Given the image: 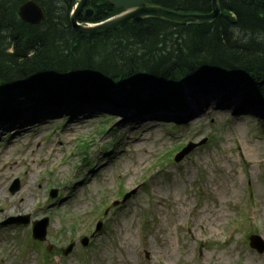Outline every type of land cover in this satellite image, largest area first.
Returning a JSON list of instances; mask_svg holds the SVG:
<instances>
[{
    "label": "rangeland",
    "instance_id": "rangeland-1",
    "mask_svg": "<svg viewBox=\"0 0 264 264\" xmlns=\"http://www.w3.org/2000/svg\"><path fill=\"white\" fill-rule=\"evenodd\" d=\"M223 94L237 106L214 113L212 104L188 124L145 117L133 127L103 104L88 115L56 109L20 135L11 127L12 138L1 127L0 209L17 195L13 203L20 207L23 198L25 209L28 202L21 215L30 222L0 225V264H264V251L248 243L253 232L264 241V112L242 111L247 104L238 95ZM203 138L174 161L179 145ZM85 148L88 164L81 162ZM15 178L19 189L11 193ZM35 194L41 207L34 208ZM43 215L49 224L41 245L30 227ZM9 217L0 212V222Z\"/></svg>",
    "mask_w": 264,
    "mask_h": 264
},
{
    "label": "trees",
    "instance_id": "trees-1",
    "mask_svg": "<svg viewBox=\"0 0 264 264\" xmlns=\"http://www.w3.org/2000/svg\"><path fill=\"white\" fill-rule=\"evenodd\" d=\"M24 1L0 0V112L16 107L18 91L34 90L44 99L111 91L121 103H182L185 85L207 84L264 107V0H219L221 14L209 23L146 18L90 36L70 25L76 0H36L46 15L39 25L18 18ZM147 1L181 12L211 10V0ZM87 6L94 9L91 22L121 11L108 0ZM102 74L108 76L102 84L89 80Z\"/></svg>",
    "mask_w": 264,
    "mask_h": 264
},
{
    "label": "water",
    "instance_id": "water-1",
    "mask_svg": "<svg viewBox=\"0 0 264 264\" xmlns=\"http://www.w3.org/2000/svg\"><path fill=\"white\" fill-rule=\"evenodd\" d=\"M108 1L115 7H122L124 9V12L114 18L108 19L99 24L84 27L83 25H79L77 23V17L81 9L83 8L86 0H78V4L74 9V12L70 15V23L72 27L79 31L82 35L89 36L92 34L116 29L128 20H131L133 22H139L145 17H155L179 23H202L213 21L220 15L221 12L218 0H211V11L208 13H181L175 10L162 8L158 5L148 4L145 0ZM18 15L22 20L32 24L39 23L44 18V13L42 9L33 0H29L23 3L19 7ZM86 16H90V14H86ZM191 148L192 145L184 148L181 153L177 155L176 159L182 157ZM128 195L126 197H128ZM84 243H86V241H84ZM251 245L257 248L260 252L264 251V243L257 236L251 237ZM71 248L72 245H70L66 249L65 253L69 252Z\"/></svg>",
    "mask_w": 264,
    "mask_h": 264
},
{
    "label": "bare ground",
    "instance_id": "bare-ground-1",
    "mask_svg": "<svg viewBox=\"0 0 264 264\" xmlns=\"http://www.w3.org/2000/svg\"><path fill=\"white\" fill-rule=\"evenodd\" d=\"M173 10V9H170ZM104 20H101V22H103ZM82 35V34H81ZM233 64V63H232ZM231 65V63L229 64ZM89 79L92 82H101L100 84L104 83V81L108 80V76L106 74H102L99 75L97 77L94 78V80H92V77L90 76ZM88 79V78H87ZM224 90V89H223ZM224 92V91H221ZM220 91L219 92H214L212 93V90H210V93H205L203 95H196L194 97V101H196V103H189L188 104V109L182 114V112H170L169 110H165V111H151L149 113H145L142 115H139L136 110L138 108L135 107H125L123 108V110H117L116 113L114 114V117H118L120 116L122 118V120H127L130 121L131 120V125L133 127H136L137 125H141L143 124V120L145 117H152L154 118L155 121H159L161 117H167L169 119H171L172 121H176L182 118H187L189 120H192L193 117L195 116H201L202 114H205L207 112H209V108L210 106H212V104H216V108H214V113L217 112H222L223 110H229V109H233L235 106H237V100L236 99H231L233 96H230L227 101H222L219 98H222V94ZM225 94H227L228 92H224ZM224 95V94H223ZM224 97V96H223ZM133 106V105H130ZM196 106V107H194ZM90 105L84 106H77L73 108L74 112H77L75 115H84L85 114H91L92 111V107L90 108ZM194 107V108H193ZM112 109H115L113 107H111ZM191 108H193L191 110ZM226 108V109H225ZM246 109L245 105H240V109L242 111H244L243 109ZM142 109V108H140ZM249 109V108H247ZM67 110V109H66ZM51 111H46V113H49ZM84 112V113H83ZM23 119L22 121L29 123L32 120V116L31 115H23ZM189 123V121H187V124ZM32 182V180H31ZM15 198L17 197V195L14 196ZM14 197H11L8 199L9 203L4 206L3 208H1V213L5 214V215H13L14 213L16 214H22L21 210H25L28 207V202H24L26 203V207L25 209H22L21 204L23 203L24 199L21 198L19 200V204L20 207H18V205H14Z\"/></svg>",
    "mask_w": 264,
    "mask_h": 264
}]
</instances>
